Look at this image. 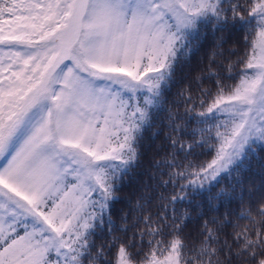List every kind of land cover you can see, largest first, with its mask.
Returning <instances> with one entry per match:
<instances>
[{
    "label": "snow or ice",
    "instance_id": "snow-or-ice-1",
    "mask_svg": "<svg viewBox=\"0 0 264 264\" xmlns=\"http://www.w3.org/2000/svg\"><path fill=\"white\" fill-rule=\"evenodd\" d=\"M209 33L199 95L170 103ZM0 46V264H264V182L246 202L241 178L264 159V0H0ZM158 124L164 155L121 201ZM197 148L206 165L180 161Z\"/></svg>",
    "mask_w": 264,
    "mask_h": 264
},
{
    "label": "trees",
    "instance_id": "trees-1",
    "mask_svg": "<svg viewBox=\"0 0 264 264\" xmlns=\"http://www.w3.org/2000/svg\"><path fill=\"white\" fill-rule=\"evenodd\" d=\"M7 19V16L5 17ZM4 28L7 30L8 25L5 24ZM220 35L219 33L217 34ZM237 38L229 39L227 43L223 46V51L225 52V55L227 56V52L229 49L233 48L234 46V40ZM239 39L242 41L243 36L241 35ZM2 47V46H0ZM236 48L240 52V54H243V48L242 45H236ZM213 49V37L209 33L207 39L203 40L198 47V50H194L192 54L188 57H182L180 60V63L177 66L176 70V77H175V83L170 89V92L168 94V99L170 103H173L177 101V93H179L182 89H184L186 86L191 85V90L193 96H198L199 91L197 88L196 83L194 82L193 78L200 73V70L204 68L208 63V56L211 53ZM6 50V49H5ZM233 61L236 60V57H231ZM239 70V68L237 69ZM226 84L232 85L236 83L235 80H227L225 81ZM205 88L212 87V82H209L208 80L204 81ZM214 91V89H213ZM184 103L181 100L179 103V110L183 112L184 110ZM190 106V105H189ZM200 111L201 109H197ZM168 129L165 127L157 125L156 128H153L152 130L148 131L144 135V139L141 142V149L142 157H141V167L138 169H135L134 172L131 174L130 179H128L127 183L123 187L122 191L118 194L121 197V201H126L128 198L135 199V196L133 193L135 192L137 195L139 194V189L141 187V184L143 182L148 181V175L150 172L149 169V162L155 157L156 159H159L160 156H163L164 153L160 152V156H156L157 151L159 150L160 145L164 142V135L167 133ZM153 132H158L159 134L156 136H153ZM214 152L208 148L200 149L197 148L196 151L188 156L187 160L183 159V154L179 157L180 161L184 164H187L191 162L195 166H201L206 165L207 162H209L213 158ZM261 157H264V153L261 154ZM264 164V159H257L253 158L251 162V170L244 172L242 174V179L244 181L243 183V189L245 191V201L247 202L248 197L247 193L251 191L256 197H258V189L261 186V183L264 182V167H261V165ZM154 171V169L152 170ZM166 178V177H165ZM234 182V181H232ZM229 183V180H225L224 183L221 186H227ZM171 190V189H169ZM239 191V188H238ZM150 195H154L150 193ZM121 209H124V211H127V205L126 203H117L114 205L113 208V219L116 221V223L119 225L120 220L119 216L122 214ZM160 209V202L157 200H153L152 204L149 206V210L153 213L157 212ZM231 209L239 210V202L233 203L231 205ZM229 211L228 208L221 207L219 208L218 212L211 213L210 215H218L223 216L225 212ZM195 215V213H193ZM234 222L235 217H231ZM241 227H243L245 224H247V221H239ZM198 225L197 223L193 222L190 223L185 230L187 233H195ZM227 231L231 232L232 229L229 228ZM116 235H121V233H116ZM107 239H110V237H106ZM97 243L101 242V239L99 236L96 237Z\"/></svg>",
    "mask_w": 264,
    "mask_h": 264
}]
</instances>
